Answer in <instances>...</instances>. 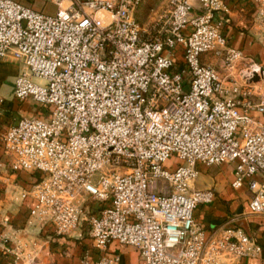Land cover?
Listing matches in <instances>:
<instances>
[{
    "label": "built area",
    "instance_id": "2783aa9c",
    "mask_svg": "<svg viewBox=\"0 0 264 264\" xmlns=\"http://www.w3.org/2000/svg\"><path fill=\"white\" fill-rule=\"evenodd\" d=\"M35 1L0 0V59L23 65L14 97L47 107L0 132L27 226L87 239L82 264H125L112 243L143 264L260 256L242 225L195 218L214 199L194 187L200 164H233L232 186L252 194L243 214L264 215V60L232 45L226 0H168L148 26L144 0H41L53 13ZM242 1L264 46V0Z\"/></svg>",
    "mask_w": 264,
    "mask_h": 264
},
{
    "label": "crops",
    "instance_id": "0c3cea01",
    "mask_svg": "<svg viewBox=\"0 0 264 264\" xmlns=\"http://www.w3.org/2000/svg\"><path fill=\"white\" fill-rule=\"evenodd\" d=\"M231 9L228 27L231 43L234 47L243 49L245 53L264 60V46L255 40L250 29L253 7L242 0H226ZM23 69V65L11 57L0 59V132L16 123L21 115L14 116L8 97L14 99V83ZM17 109L25 115H35L34 109H28L29 102H20L16 98ZM2 104V105H1ZM23 106L19 108V105ZM26 104V105H25ZM39 114V113H38ZM258 116L257 113H254ZM3 147L0 142V161ZM200 175L194 183L197 189H212L214 199L211 203L200 205L195 211L196 220L207 231H215L231 223L229 214H235V220L240 221L244 229L256 236L263 251L256 258L243 259L240 264H264V215H253L243 218L245 207L252 194L244 186L236 189L232 186L235 167L224 163L210 167L199 165ZM5 169L0 166V264H14L17 254L24 257L28 253L42 264H51L53 260L61 259L64 264H82L83 251L89 245L87 239L74 237L52 236L42 227L27 226L25 210L14 199V190L5 183ZM108 254L120 253L125 264H143L137 249L133 246L112 243ZM98 251L91 249L92 259L97 258ZM136 254V260L131 256Z\"/></svg>",
    "mask_w": 264,
    "mask_h": 264
},
{
    "label": "rangeland",
    "instance_id": "374dc122",
    "mask_svg": "<svg viewBox=\"0 0 264 264\" xmlns=\"http://www.w3.org/2000/svg\"><path fill=\"white\" fill-rule=\"evenodd\" d=\"M34 6L36 8L43 9V10H45L48 13H53L55 11V6L54 5H52L50 3H44L41 0H36L34 2ZM167 8H168V0H144L143 4L141 5V7H140V9L138 11L137 17H138L141 25L148 26V25H151L153 23V21L156 18H158L159 15L162 14ZM204 57H205V55H201V59L202 60H204ZM14 99H15V97H14ZM14 99L11 98V97H8V98L5 99V100H8L6 102H9V104L11 106V109L13 110V113H15L14 116H16V114L17 115H21V116L25 115V114H23V111L21 109H17L16 108L17 107V102ZM27 102H29L28 106H27L28 109L31 108V109L36 110L35 111V115H38V113L39 114L44 113L43 110L47 108L46 106L45 107L41 106L40 104L32 102V101H27ZM20 106L22 107L23 104H20L19 108H20ZM228 214H229V219L228 220L232 219L230 224H239V223H241L240 221L235 220L236 219V217L234 216L235 214H232V213H228ZM250 216H253V215L244 214L242 217L243 218H247V217H250ZM130 258H131L132 261L136 260V258H137L136 254H133ZM51 264H64V263H63V261L60 258L59 259L55 258V260H53V262H51Z\"/></svg>",
    "mask_w": 264,
    "mask_h": 264
},
{
    "label": "water",
    "instance_id": "95a60500",
    "mask_svg": "<svg viewBox=\"0 0 264 264\" xmlns=\"http://www.w3.org/2000/svg\"><path fill=\"white\" fill-rule=\"evenodd\" d=\"M258 80V77L256 76L255 78H254V81H257Z\"/></svg>",
    "mask_w": 264,
    "mask_h": 264
},
{
    "label": "trees",
    "instance_id": "16d2710c",
    "mask_svg": "<svg viewBox=\"0 0 264 264\" xmlns=\"http://www.w3.org/2000/svg\"><path fill=\"white\" fill-rule=\"evenodd\" d=\"M52 236L54 237L55 235H54V234H52Z\"/></svg>",
    "mask_w": 264,
    "mask_h": 264
}]
</instances>
